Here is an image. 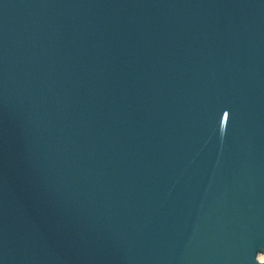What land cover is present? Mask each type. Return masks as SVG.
<instances>
[{
	"label": "water",
	"instance_id": "95a60500",
	"mask_svg": "<svg viewBox=\"0 0 264 264\" xmlns=\"http://www.w3.org/2000/svg\"><path fill=\"white\" fill-rule=\"evenodd\" d=\"M0 264H264V0H0Z\"/></svg>",
	"mask_w": 264,
	"mask_h": 264
},
{
	"label": "bare ground",
	"instance_id": "6f19581e",
	"mask_svg": "<svg viewBox=\"0 0 264 264\" xmlns=\"http://www.w3.org/2000/svg\"><path fill=\"white\" fill-rule=\"evenodd\" d=\"M256 258H257V261H258V262H262V261H263V256H262V254H257Z\"/></svg>",
	"mask_w": 264,
	"mask_h": 264
},
{
	"label": "rangeland",
	"instance_id": "374dc122",
	"mask_svg": "<svg viewBox=\"0 0 264 264\" xmlns=\"http://www.w3.org/2000/svg\"><path fill=\"white\" fill-rule=\"evenodd\" d=\"M263 256V255H262Z\"/></svg>",
	"mask_w": 264,
	"mask_h": 264
}]
</instances>
